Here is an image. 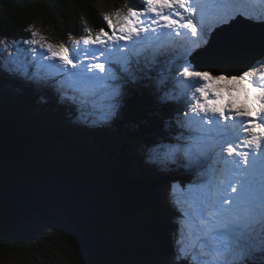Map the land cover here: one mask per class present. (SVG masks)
Masks as SVG:
<instances>
[{
    "label": "snow or ice",
    "instance_id": "1",
    "mask_svg": "<svg viewBox=\"0 0 264 264\" xmlns=\"http://www.w3.org/2000/svg\"><path fill=\"white\" fill-rule=\"evenodd\" d=\"M233 14L225 0H138L126 11L104 14V26L95 35L84 27L85 35L72 39L71 46L32 31V38L22 41L28 47L17 46L11 65L0 72L49 88L74 104L101 105L105 120L122 102L126 105L141 92L151 94L157 81L160 89L153 100L162 109L175 108L179 90L184 108L176 109L169 122L174 135L166 143L145 146L147 160L161 175L179 168L189 176L172 185L175 189L179 184L186 194L180 209L184 227L171 264H264V53L237 74L196 70L192 63L231 54L228 45L213 48L208 42L211 26L206 21L212 17L217 25L224 24ZM185 33L196 40L183 47L179 66L170 70L174 82L169 92L165 85L170 82L158 75L157 65L174 52L160 37ZM245 39L229 41L241 45ZM0 44L6 52V41ZM36 64L49 74L32 73ZM217 81L226 82L230 98L233 89L242 88L256 114L236 107L232 99L218 104L224 97Z\"/></svg>",
    "mask_w": 264,
    "mask_h": 264
},
{
    "label": "trees",
    "instance_id": "2",
    "mask_svg": "<svg viewBox=\"0 0 264 264\" xmlns=\"http://www.w3.org/2000/svg\"><path fill=\"white\" fill-rule=\"evenodd\" d=\"M125 3L131 0H0V41L7 43L6 52L0 44V72L17 46L28 47L22 41L32 38L33 25L66 44L82 36L84 20L98 31L96 5ZM169 67L162 61L158 74ZM29 70L40 71L37 64ZM165 80L169 91L172 74ZM159 89L133 96L109 122L94 124L81 115L84 105L0 75V256L26 249L43 222L59 226L54 233L68 264H171L177 233L160 200L168 185L189 176L179 168L161 175L145 155L146 145L174 135L169 122L182 107L178 94L175 108L159 107Z\"/></svg>",
    "mask_w": 264,
    "mask_h": 264
},
{
    "label": "rangeland",
    "instance_id": "3",
    "mask_svg": "<svg viewBox=\"0 0 264 264\" xmlns=\"http://www.w3.org/2000/svg\"><path fill=\"white\" fill-rule=\"evenodd\" d=\"M134 2L138 3V0H132V6H133ZM96 7H97L96 10H98L99 15H100L99 17H101V19H102L100 22L101 25L100 24L98 25V28H99L101 26H104L103 15L104 14H113L111 12L113 8L110 6H107V4L96 5ZM118 8L125 10V11L127 9V8L125 9L124 6H120ZM257 8H260V10H261V11H259L260 13H264V3H261L260 6ZM228 11H232V13L234 12V14L230 16V18L233 16L238 17L239 14L242 15L243 17H245V19H248L251 17V19L254 21H261L264 18V16H262V15H260V16L255 15L251 10L245 11V10H240L239 8L232 7V8H228ZM197 18L199 19V17H197ZM210 20H212V19H210ZM89 24L90 23L87 20H84L80 24L81 25L80 30L82 31V29L85 26H89ZM31 31L39 32L43 37H45L51 43L65 44V43H62L61 41H59V39L57 37L53 36V34H51L47 30V28L43 27L42 24L33 25ZM82 34L85 35V33L83 31H82ZM73 39H78V38L74 37ZM178 40H181L184 43V46L191 47L189 45L190 44L192 45L193 41H195L196 38L185 33L184 36L176 37V38H170L169 41L170 42H177ZM188 42H189V44H188ZM253 43H254V46H258L260 41L258 39L256 43L255 42H253ZM69 44L71 45V41H69ZM202 46H204V45H202ZM1 48L2 47H0V49ZM1 58H2V56H1ZM177 58H178V60H180L179 55L177 56ZM3 60L4 59L2 58L1 61H3ZM44 63H45V65L47 64V62H44ZM179 63L180 62L175 60L172 63V67L174 64H179ZM159 76H162L164 78L165 74H161ZM180 79H183V78H180ZM156 84L158 86L160 84V82L157 81ZM157 86H156L155 90H157ZM215 87L224 97L223 100H220L217 102L218 104L223 105V104L227 103V101L229 99H232V101L236 105V107L242 106V107L250 110L252 113H255V110L252 108L251 97H249L247 100H245L244 91L242 88L239 91H237L236 89H233L232 90L233 96L230 98L228 95L229 88L226 86V82L217 81V82H215ZM120 110H121V107L117 108L115 114L112 115L110 119L105 120V119H103V115H102V112H103L102 106L97 105L95 112L88 114V116H90L92 118L94 124H98V123L104 124V123L109 122L115 116H117L120 113ZM77 122H79V121H77ZM168 187L170 189V192L169 191L162 192V194H164V195L161 196L160 203H161V205L167 206V213L170 214L169 217H172L170 219L171 220L170 226L176 230V233H177L176 239H177L179 236V233L181 231L179 224H181L182 228L184 227V218L180 214V209H181V207L185 206L184 197H185L186 193L181 190V187L179 186V184H177L175 189H173V187H171L170 185H168ZM165 195H167L168 198H164ZM176 220L179 224L176 222ZM56 227H59V226H51V225L45 224L43 222L37 223L34 227L33 234L29 239L28 247L26 249L24 248L23 250H17L15 253L12 252L11 255H8L6 257L0 256V264H68L67 260L64 258L65 246L63 245L62 240L59 238V236L54 233ZM173 244H175V243H173ZM168 260H169V263H171L172 256H170Z\"/></svg>",
    "mask_w": 264,
    "mask_h": 264
},
{
    "label": "water",
    "instance_id": "4",
    "mask_svg": "<svg viewBox=\"0 0 264 264\" xmlns=\"http://www.w3.org/2000/svg\"><path fill=\"white\" fill-rule=\"evenodd\" d=\"M243 36L245 43L241 45H232L229 38ZM264 38V25L253 24L242 18L232 21L215 31L209 43L213 48H219L222 45H228L231 48V54L227 58L209 56L193 60L197 70L227 71L232 74L241 73L247 68L255 65L261 59L264 53V46L255 53H247L244 48L252 45L253 38Z\"/></svg>",
    "mask_w": 264,
    "mask_h": 264
},
{
    "label": "bare ground",
    "instance_id": "5",
    "mask_svg": "<svg viewBox=\"0 0 264 264\" xmlns=\"http://www.w3.org/2000/svg\"><path fill=\"white\" fill-rule=\"evenodd\" d=\"M241 7V6H240ZM236 14V13H235ZM251 18V17H250ZM259 39L260 43L258 46H254V43L253 42H257V40ZM252 42V45H248V47H245L244 50L247 52V53H255L259 48L263 47L264 46V39L259 37V38H253L251 40ZM254 46V47H253ZM253 47V48H252ZM257 132H259L257 130ZM164 210L166 211V215L168 214L167 213V206L164 208Z\"/></svg>",
    "mask_w": 264,
    "mask_h": 264
}]
</instances>
